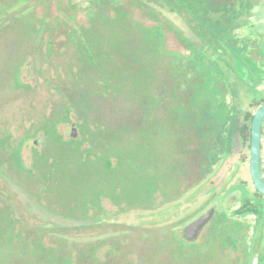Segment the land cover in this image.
I'll return each mask as SVG.
<instances>
[{"label":"rangeland","instance_id":"1","mask_svg":"<svg viewBox=\"0 0 264 264\" xmlns=\"http://www.w3.org/2000/svg\"><path fill=\"white\" fill-rule=\"evenodd\" d=\"M96 8L93 0H0V264H256L264 197L251 196L249 148L235 135L226 159L185 190L194 177L180 152L195 138L170 109L178 97L166 59L147 62L143 79L120 61L107 63L105 78L70 79L73 38ZM155 9L172 28L168 51L187 53L174 31L200 47L179 16ZM262 31L252 26L253 42ZM227 77L229 102L254 112L248 103L260 95ZM238 201L251 203L254 226L230 214ZM209 209L197 238L185 240L184 227ZM227 214L233 222L219 230Z\"/></svg>","mask_w":264,"mask_h":264},{"label":"trees","instance_id":"2","mask_svg":"<svg viewBox=\"0 0 264 264\" xmlns=\"http://www.w3.org/2000/svg\"><path fill=\"white\" fill-rule=\"evenodd\" d=\"M260 1L93 0L98 8L88 13V26H80L72 41L77 57L76 72L70 79L80 72L86 75L92 72L93 76L105 78L104 67L109 61L126 62L140 70L147 62L155 67L166 59L170 66L165 69L164 78L175 86V97H178L170 109L174 107L177 123L189 127L195 138V145L189 151L184 152L182 148L180 152L187 157L186 175L190 180L194 177L187 190L203 182L213 168L226 159L232 137L237 135L249 148L254 112L243 111L229 102L227 97L232 92L227 76L234 73L247 91L255 90L260 95L259 99L248 103V108L255 111L264 103V42L261 47L250 48L249 40L242 39L253 13L258 6L259 9L263 6ZM158 6L180 16L199 39L200 47L174 31L187 53L168 51L166 30L172 31V28L160 20L155 9ZM106 30L111 36L102 40L99 36L94 39L87 36ZM259 57L262 61L256 64ZM138 75L143 79L146 73L141 69ZM107 79L112 78L107 75ZM110 88L111 82H107L101 86V92L106 93ZM263 130L264 124L261 138ZM256 195L261 197L257 192ZM227 216L216 221L219 230L233 222Z\"/></svg>","mask_w":264,"mask_h":264},{"label":"water","instance_id":"3","mask_svg":"<svg viewBox=\"0 0 264 264\" xmlns=\"http://www.w3.org/2000/svg\"><path fill=\"white\" fill-rule=\"evenodd\" d=\"M264 120V104L260 105L253 113L250 123V142H249V175L255 191L264 197V183L260 177L263 169L260 167L261 152V132ZM213 210L208 211L205 215L190 223L184 229V237L188 241L197 238L202 228L209 222Z\"/></svg>","mask_w":264,"mask_h":264},{"label":"flooded vegetation","instance_id":"4","mask_svg":"<svg viewBox=\"0 0 264 264\" xmlns=\"http://www.w3.org/2000/svg\"><path fill=\"white\" fill-rule=\"evenodd\" d=\"M262 8L259 9L260 6H258V9L256 10V12L253 13V16L251 17V20H250V24L244 28V34H243V37L242 39L243 40H249V47L251 48V46H254V47H261L262 46V43L264 42V20H261V18H259V14L263 11L264 12V3H262V0L260 1ZM175 15V14H174ZM178 16V15H177ZM180 17V16H179ZM181 18V17H180ZM182 19V18H181ZM259 24V26L261 25L262 28H263V31H262V34H260V36L262 37V43H255L253 42V37H254V34H250L249 31L252 29V26L255 25V24ZM258 31V30H257ZM250 34V35H249ZM262 61L261 57H259V59L257 60V63L256 64H260V62ZM255 62V61H254ZM252 78L255 79L254 75H252ZM263 89V88H262ZM264 104V103H263ZM262 105V104H261ZM251 181V179H250ZM244 184V183H243ZM252 184V183H251ZM245 186H247L246 184H244ZM254 198L256 196V191L255 189L252 191V195ZM262 197V196H261ZM239 205L237 207V209H235L234 211L230 212V214L233 216V217H236L238 219L239 222H241L244 226V223L247 224L248 226L249 225H252L254 226L255 223H256V220H255V217L254 215L252 214L251 212V208H252V205L249 201H245L243 204L242 202H237ZM210 210H213V214H212V217L215 213V210L214 209H209L208 211ZM208 211H206L204 214H202L201 216L205 215ZM228 215V214H227ZM201 216H199L198 218H200ZM211 217V218H212ZM252 217V218H251ZM254 217V218H253ZM197 218V219H198ZM195 219V220H197ZM193 220V221H195ZM192 221V222H193ZM190 222V223H192ZM247 222V223H246ZM189 223V224H190ZM187 224L184 229L189 225ZM184 229H183V237H184ZM203 229V228H202ZM202 231V230H201ZM200 231V232H201ZM199 232V233H200ZM264 227L260 230V234L258 235V237L256 238V248H255V252H257V256L259 255H262L261 256V259H258L257 258V261H256V264H264V253H262L264 251V244H262V241L264 240ZM199 235V234H198ZM255 235V234H254ZM185 238V237H184ZM186 240V239H185ZM195 240V239H194ZM192 240V241H194ZM188 241V240H187ZM190 241V242H192ZM253 259L250 260V263L254 260V257H252ZM260 260V261H259Z\"/></svg>","mask_w":264,"mask_h":264},{"label":"built area","instance_id":"5","mask_svg":"<svg viewBox=\"0 0 264 264\" xmlns=\"http://www.w3.org/2000/svg\"><path fill=\"white\" fill-rule=\"evenodd\" d=\"M263 163H264V161H263V159L261 157L260 158V167H262ZM262 169H263V172L260 174V177H261V179H262V181L264 183V168L262 167Z\"/></svg>","mask_w":264,"mask_h":264}]
</instances>
